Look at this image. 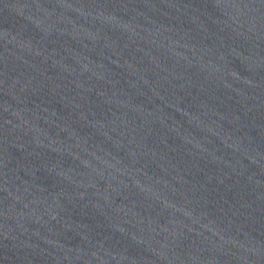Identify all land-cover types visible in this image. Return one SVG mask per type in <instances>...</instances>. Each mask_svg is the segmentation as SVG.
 Masks as SVG:
<instances>
[{
  "label": "water",
  "instance_id": "water-1",
  "mask_svg": "<svg viewBox=\"0 0 264 264\" xmlns=\"http://www.w3.org/2000/svg\"><path fill=\"white\" fill-rule=\"evenodd\" d=\"M0 264H264V0H0Z\"/></svg>",
  "mask_w": 264,
  "mask_h": 264
}]
</instances>
